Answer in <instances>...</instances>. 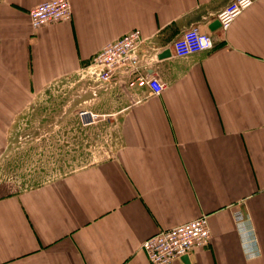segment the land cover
<instances>
[{"label":"crops","instance_id":"1","mask_svg":"<svg viewBox=\"0 0 264 264\" xmlns=\"http://www.w3.org/2000/svg\"><path fill=\"white\" fill-rule=\"evenodd\" d=\"M41 1L0 0V151L33 94L124 33L139 29L149 52L197 25L215 47L149 67L167 86L138 88L112 156L0 190V264H152L146 238L203 215L210 243L173 264H264V0L227 31L213 24L233 0H70L68 21L35 30Z\"/></svg>","mask_w":264,"mask_h":264},{"label":"rangeland","instance_id":"2","mask_svg":"<svg viewBox=\"0 0 264 264\" xmlns=\"http://www.w3.org/2000/svg\"><path fill=\"white\" fill-rule=\"evenodd\" d=\"M78 73L58 79L33 94L11 121L7 145L0 151V190L48 183L112 156L119 147L121 117L131 101L113 90L98 96ZM89 108L95 116H82Z\"/></svg>","mask_w":264,"mask_h":264},{"label":"built area","instance_id":"3","mask_svg":"<svg viewBox=\"0 0 264 264\" xmlns=\"http://www.w3.org/2000/svg\"><path fill=\"white\" fill-rule=\"evenodd\" d=\"M254 1L252 0L251 4L247 6L242 4V0H233L227 4L218 15L221 29L227 31L240 13L251 7ZM226 10H232L234 14L238 11L239 14L235 15V18L229 22V17L221 18V14ZM71 13L73 11L70 0H44L38 6L31 8L29 16L33 29L38 30L45 24L68 21L72 16ZM194 27L200 29L199 26L194 25L185 32L191 31ZM200 30L213 41L214 46L207 51L212 50L215 47L212 35L202 29ZM185 32L175 39L170 46H162L161 49H152L149 52L142 50L145 41L139 29L124 33L119 39L111 40L105 47L96 52L93 59L88 64H84L78 72L82 79L87 78L90 81L84 92L88 91L98 96L99 90L108 91L115 88L119 94L129 95L132 104L144 100V96L138 91L139 87H148L151 93L160 95L166 88L167 82H163L159 75L154 74V72L148 73L147 71L152 64L160 61L159 55L163 53V50L169 49L175 57H189L183 46L177 48V43L182 40ZM201 52L197 48L192 54ZM88 114L95 116L89 108H86L82 112V116ZM234 216L239 224L249 220L246 215L238 210L235 211ZM211 238L212 230L209 216L203 215L191 221L183 222L181 225L156 232L144 240L141 250L146 252L152 264H173L174 261L180 259L184 254H189L197 247L207 246Z\"/></svg>","mask_w":264,"mask_h":264},{"label":"clouds","instance_id":"4","mask_svg":"<svg viewBox=\"0 0 264 264\" xmlns=\"http://www.w3.org/2000/svg\"><path fill=\"white\" fill-rule=\"evenodd\" d=\"M252 0H242V4L245 6L250 5ZM49 7H52L49 5ZM238 11L233 13L232 10H226L224 13L221 14V18L223 19L225 16L229 17V22L231 19L235 18V15H238ZM227 26V25H226ZM195 45V47H194ZM181 46L185 49L187 55H191L197 48L200 51H204L210 49L214 46L213 41L209 39L206 35L202 33V31L194 27L191 31L185 32L182 40L177 43V48L179 49Z\"/></svg>","mask_w":264,"mask_h":264},{"label":"water","instance_id":"5","mask_svg":"<svg viewBox=\"0 0 264 264\" xmlns=\"http://www.w3.org/2000/svg\"><path fill=\"white\" fill-rule=\"evenodd\" d=\"M221 25V23H220V21H218V20H216L215 22H214V24H213V27L215 26V25ZM171 54V51L168 49V50H163V53L161 54V55H159V58H163V57H165V56H169Z\"/></svg>","mask_w":264,"mask_h":264}]
</instances>
